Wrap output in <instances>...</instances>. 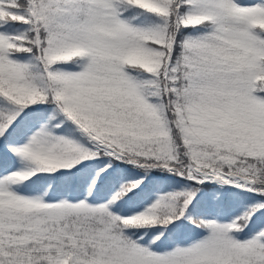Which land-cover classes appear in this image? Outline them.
Returning a JSON list of instances; mask_svg holds the SVG:
<instances>
[{
    "label": "snow or ice",
    "instance_id": "1",
    "mask_svg": "<svg viewBox=\"0 0 264 264\" xmlns=\"http://www.w3.org/2000/svg\"><path fill=\"white\" fill-rule=\"evenodd\" d=\"M0 264H264V0H0Z\"/></svg>",
    "mask_w": 264,
    "mask_h": 264
}]
</instances>
